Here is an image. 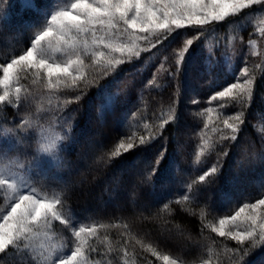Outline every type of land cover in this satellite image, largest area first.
Returning a JSON list of instances; mask_svg holds the SVG:
<instances>
[{
  "label": "trees",
  "instance_id": "trees-1",
  "mask_svg": "<svg viewBox=\"0 0 264 264\" xmlns=\"http://www.w3.org/2000/svg\"><path fill=\"white\" fill-rule=\"evenodd\" d=\"M34 4L36 8H25L21 0H0V53L21 54L36 31L28 25L37 17L42 21L55 3L34 0ZM252 12L204 30L189 50L179 89L174 81L162 90L157 88L168 79L160 73L151 87L146 85L165 56L166 65L174 66L184 41L194 35L190 28L153 49L158 53L154 61L148 59L153 53H142L139 61L120 65L110 76L100 78L78 101L73 99L78 91L50 92L43 80L33 84L28 75L19 81L21 95L26 97L19 108L0 104V118L5 121L1 124L13 132L27 120L19 129L25 136L17 144L22 157L34 152L39 124L64 119L72 126L60 149L62 162L46 164L42 173L35 170L33 182L48 194H62L77 227H98L97 234L88 238L93 264H163L150 248L160 257L169 255L186 264H238L237 241L220 237L212 227L245 203L264 198V35H252ZM251 38L260 44L257 53L251 50ZM245 67L253 80L251 99L210 103L214 91L244 76ZM107 94L113 103L101 119L98 109ZM221 103L228 106L219 108ZM240 111L245 114L244 123L232 141L224 120ZM172 116L176 119L152 143L109 159L108 153L121 139L134 136L138 142ZM222 136L229 138L222 140ZM165 148L164 162L147 179L148 162ZM201 148L205 151L197 161ZM218 160L219 171L207 183H199V175ZM193 181L197 183L189 189ZM186 193L190 198L182 199ZM247 264H264V247L253 250Z\"/></svg>",
  "mask_w": 264,
  "mask_h": 264
},
{
  "label": "snow or ice",
  "instance_id": "snow-or-ice-1",
  "mask_svg": "<svg viewBox=\"0 0 264 264\" xmlns=\"http://www.w3.org/2000/svg\"><path fill=\"white\" fill-rule=\"evenodd\" d=\"M253 6H260L264 10V0H68L63 6L45 11L42 21L37 17L33 24L28 25L36 31L34 37L30 38V45L22 54L14 55L8 62H0V87L3 88L0 104L19 108L26 97L21 95L22 88L14 85L28 75H32L33 84L43 80L44 86L50 92L65 89L78 91L79 94L73 98L78 101L87 88L97 83L100 78L110 76L120 65L139 61L142 53H153V49H157L174 33L190 28L194 30V35L184 41L183 47L176 54L174 66L166 65L168 57L165 56L146 85L151 87L160 73L168 79L163 84H157V88L162 90L170 81H174L179 89V76L187 63L189 50L204 30L241 16ZM24 7L33 8V0H24ZM258 31L264 35V27ZM141 42L147 46L141 47ZM249 44H255V41L249 40ZM157 55L158 53H153L149 56V62L154 61ZM87 58H91V63L86 62ZM241 75H248L246 67L241 70ZM240 78L237 76L236 82L214 91L209 102L227 100L240 103L245 97L250 100L253 95V80L249 78L240 83ZM112 103L113 97H101L98 109L101 119ZM227 106L228 104L221 103L219 108ZM244 115L240 111L224 120L225 127L231 129L232 141L237 140L240 126L244 123ZM175 119L176 116H172L163 120L155 133L145 124V129H149L146 135H141L138 142L134 136L127 140L121 139L115 150L108 153L109 159L152 143L162 135L165 125ZM229 120L239 121V124L229 123ZM26 124L27 120H24L15 132L8 129L0 136V190H4L9 200L5 211H0V256L11 251L14 257L19 258L16 264H90L88 238L97 234L98 227L95 224H81L77 227L78 222L64 207L62 194L41 195L23 174L26 169H35L42 173L48 161L61 163L59 150L63 145L51 141L42 143L38 152L25 163H21L19 158L8 159L14 151L19 156L15 145L25 139L19 129ZM71 131L72 126L69 125L67 133ZM67 138L64 135L58 137V140ZM228 138L221 137L222 140ZM207 147L209 146L205 144V148ZM205 148H201L197 154V161L204 154ZM166 151L165 148L154 161L148 162L147 167L151 170L146 173L147 179L150 180L157 174L166 158ZM218 164L219 160L208 171L199 175L198 182L207 183L208 178L219 171ZM196 183L197 181H193L188 188L192 189ZM189 198L187 193L182 197L185 200ZM261 207H264V198L256 199L254 203H245L235 215L220 219L219 228L212 227V231L220 237L237 241L238 264H247V257L253 250L264 247V217L258 212ZM245 209H251L252 213L245 217V220L251 222L249 227L235 232L226 229L225 226L236 221ZM57 221L66 230H70L75 238V246L70 254L57 255L62 250L55 244L46 248L41 246L40 249L33 246L36 238L49 236L54 222ZM149 250L152 255L162 258L164 264H178V260L169 255L160 257L155 249ZM91 251L96 249L91 248ZM205 264L208 262L205 261Z\"/></svg>",
  "mask_w": 264,
  "mask_h": 264
},
{
  "label": "rangeland",
  "instance_id": "rangeland-1",
  "mask_svg": "<svg viewBox=\"0 0 264 264\" xmlns=\"http://www.w3.org/2000/svg\"><path fill=\"white\" fill-rule=\"evenodd\" d=\"M21 2L24 5V0H21ZM66 2H68V0H54L55 4L50 9H48L47 11H51V10H54L55 8H57L59 6H63V4ZM33 4H34V0H33ZM33 8H36L35 4H34ZM251 10H254V12H252L253 14H251L249 16V21H250L251 27H252L251 28L252 29V35L260 34L258 29L261 27H264V10H262L260 8V6H253V8ZM251 10H248V11H251ZM250 40L255 41V44L250 45L251 50L254 53L259 52L260 44L257 41V39L251 38ZM145 46H147V45H145L143 42H141V47H145ZM22 52H21V54H22ZM12 57L13 56L8 55V53H0V62H8V61H10V59ZM87 59H91V58H87ZM0 75H2V70H0ZM249 78L250 77L248 75L242 76V78L240 79L239 82L243 83V80L249 79ZM14 87H20V84L18 83L16 85H14ZM2 92H3V88L0 87V94H2ZM108 96L112 97L111 94H107L106 99ZM1 119H3V118H0V120ZM3 122H5V121L4 120L0 121V136H3L4 132L9 129L5 125H3L4 124ZM1 123H3V124H1ZM67 128H68V123L64 119H57V120L52 121L50 123L46 122V123L39 124V126L36 129V138H35L36 146L34 147L33 153H31V151L28 152V154H30L29 158L27 155L22 157L19 150H18L19 156H17V153L14 151L8 159L10 160V159L19 158L21 163H25L27 160H30L32 158V156L38 152L42 143H45L47 141H51L52 143L62 144L63 140H58V137L68 135ZM15 148L17 149V145H15ZM59 155H60V150H59ZM4 162L8 163V160H5ZM51 163H55V162H53V161L47 162V164H51ZM34 171H35V169H31V170L26 169L23 174L25 175L26 179H28L30 185L32 187H35L41 195H44L46 192L37 188L33 182ZM30 172L32 173L31 175L29 174ZM48 195L54 196L52 194H48ZM0 199H1L0 211H5L6 206L9 203V200L7 199V194L4 192V190H0ZM258 212L261 214L262 217H264V207H261L260 209H258ZM249 214H252L251 209H245L244 213H242L241 216L238 217L236 221L225 226L226 229H231L233 232L244 231L245 229H247L249 227V225L251 223L250 221L245 220V217ZM233 215H235V213L232 215L226 216V217H230ZM223 218H225V217H223ZM223 218H220V219H223ZM220 219H218L214 223V225H213L214 227L219 228V226H220L219 220ZM257 229H258V225H257ZM52 244H55L58 248H60L62 250L60 252H57V255H60L63 253L70 254L71 249L74 248V246H75V238L71 235L70 230H66L64 228V226L60 225L59 222L57 221V222H54L53 228L49 232L48 237H45L42 235V236L36 238L33 242V246L36 247L37 249H40L41 246H44L46 248ZM171 258H173V257H171ZM17 259H19V258L14 257L12 252L10 251L7 255L0 256V264H16ZM174 259H177V258H174ZM177 260H178V264H186V263L181 262L179 259H177ZM89 261H90V259H89ZM162 263L164 264L163 259H162ZM90 264H93V263L90 261ZM193 264H205V262L193 263ZM208 264H210V263H208Z\"/></svg>",
  "mask_w": 264,
  "mask_h": 264
}]
</instances>
